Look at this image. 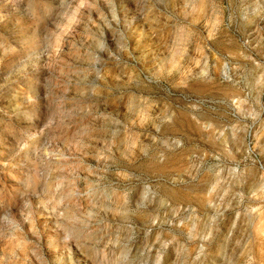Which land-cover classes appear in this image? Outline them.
Wrapping results in <instances>:
<instances>
[{"label": "rangeland", "instance_id": "374dc122", "mask_svg": "<svg viewBox=\"0 0 264 264\" xmlns=\"http://www.w3.org/2000/svg\"><path fill=\"white\" fill-rule=\"evenodd\" d=\"M0 264H264V0H0Z\"/></svg>", "mask_w": 264, "mask_h": 264}]
</instances>
